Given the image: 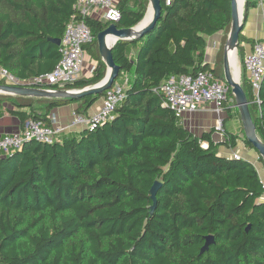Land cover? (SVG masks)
<instances>
[{
  "label": "trees",
  "instance_id": "16d2710c",
  "mask_svg": "<svg viewBox=\"0 0 264 264\" xmlns=\"http://www.w3.org/2000/svg\"><path fill=\"white\" fill-rule=\"evenodd\" d=\"M259 2L264 0H244V23ZM75 3L0 0V68L19 78L51 71L60 58L51 39L61 38L76 15ZM147 5L148 0H118L115 24L133 27ZM160 5L152 28L112 47L118 77L126 75L127 82L110 120L52 143L26 141L0 156V264H264L263 182L256 167L220 153L214 128L196 135L184 126L157 91L170 74L209 69L223 79L231 0H160ZM84 20L93 35L84 49L95 67L65 88H83L105 75L96 35L110 22ZM221 31L210 63L206 39ZM243 41L254 40L239 35L240 84L264 142V76L258 106L245 80ZM103 93L75 100L0 94V103L11 104L8 110L21 127L36 118L49 124L50 109L68 103L87 114ZM227 98L234 102L230 87ZM223 136L229 147L241 138L253 149L243 131L238 137L224 130ZM258 161L264 164L260 156ZM156 180L160 186L150 213L149 189ZM209 234L213 243L200 252Z\"/></svg>",
  "mask_w": 264,
  "mask_h": 264
},
{
  "label": "built area",
  "instance_id": "2783aa9c",
  "mask_svg": "<svg viewBox=\"0 0 264 264\" xmlns=\"http://www.w3.org/2000/svg\"><path fill=\"white\" fill-rule=\"evenodd\" d=\"M118 0H76L74 15L66 24L60 38V58L54 68L43 74L33 75L27 78L14 76L5 68H0V78L6 84L28 85L46 89H67V83L78 78L86 65L84 60V45L91 42L93 35L89 26L85 23V17L91 16L96 19L115 23L120 19V11L117 8ZM169 3V0H166ZM245 80L251 92V102L258 106L260 103L258 91L264 76V40L254 39L250 49L244 52L242 58ZM95 63L87 66V72L91 74ZM123 82L114 81L111 87L104 90L101 95L100 106L89 114L74 113L71 122L65 125L45 123L41 119H28L15 132L0 137V156L6 155L19 149L24 142L35 140L52 143L58 136L71 129L80 127L93 130L98 125L113 117L114 109L124 97L127 76ZM54 85L58 87H53ZM229 86L224 79L218 78L207 70L197 72L170 74L160 84L157 91L163 95V104L169 106L179 119L186 112L198 110L204 103H214L215 111L221 115L224 106L228 102L227 93ZM227 107H236L235 103ZM214 130L224 132L222 117L219 116L214 125ZM228 156L240 158L238 151H230ZM262 198L264 199V183Z\"/></svg>",
  "mask_w": 264,
  "mask_h": 264
},
{
  "label": "water",
  "instance_id": "95a60500",
  "mask_svg": "<svg viewBox=\"0 0 264 264\" xmlns=\"http://www.w3.org/2000/svg\"><path fill=\"white\" fill-rule=\"evenodd\" d=\"M243 3L244 0H231V22L229 32L223 45V79L231 88L234 102L239 113L242 123L243 132L246 140L252 144L253 149L264 160V142L260 139L256 132V125L249 109V101L246 93L240 84V68L237 79L234 78L232 64L230 61V52L238 50L239 35L244 27L243 22ZM151 9L150 19L141 25L147 12ZM161 12L160 0H148V5L143 18L133 27L119 28L115 23H110L105 29L99 31L96 35L98 50L101 59L106 65L105 75L98 82L85 86L83 88H67V89H46L28 85H12L0 83V94L23 95L47 98H68L75 100L86 94H101L104 90L111 87L115 79L119 75V66L114 62L112 56V47L118 40L132 41L142 36L146 31L152 28ZM52 43L59 45L60 38H52ZM103 124V123H102ZM160 186L159 181H154L149 189L152 205L150 213L156 205V192ZM213 243V235L205 236L204 244L200 248V252L208 249Z\"/></svg>",
  "mask_w": 264,
  "mask_h": 264
},
{
  "label": "crops",
  "instance_id": "0c3cea01",
  "mask_svg": "<svg viewBox=\"0 0 264 264\" xmlns=\"http://www.w3.org/2000/svg\"><path fill=\"white\" fill-rule=\"evenodd\" d=\"M242 34L244 37H250L253 40L256 38L262 39L264 37V3L259 2L256 7L251 8L248 12L247 19L244 23V27L242 29ZM221 33L217 32L208 36L206 39V49H205V59L210 63L214 61L215 51L219 46ZM244 52L250 49L251 43L247 41L242 42ZM133 53V51H131ZM89 75L87 72V66H85L82 72L79 74V77H85ZM123 78V75H122ZM101 103V96L89 107L87 110V114L95 111ZM233 104L234 102L228 101L226 103V107L224 106V111L221 115H219L215 111V106L213 102L204 103L198 110L192 112H186L181 120V123L194 132L196 135L201 134L203 131H209L214 128L215 123L219 116L222 117L223 121V130H227L233 134L238 135L240 137L242 135L243 127L240 121V117L237 116V108L232 107L228 108L227 105ZM77 103H68L59 106H55L50 109L48 118L50 123H55L57 125H65L71 122L73 115L75 112V108ZM11 107V104L7 101H3L0 103V137L17 131L20 128L19 120L17 116L9 112L8 108ZM237 110V111H236ZM81 128L78 127L76 129H71L66 132L61 133L58 136V139L61 138L64 134H71L80 131ZM224 132L214 130L212 133V139L217 142H221L220 148H225L226 155L232 151H238L241 157L248 159L251 161L256 167L259 176L264 183V165L262 162L258 161L257 152L248 148L241 138H239L234 147H229L222 140ZM223 142V143H222ZM229 151V152H228Z\"/></svg>",
  "mask_w": 264,
  "mask_h": 264
},
{
  "label": "rangeland",
  "instance_id": "374dc122",
  "mask_svg": "<svg viewBox=\"0 0 264 264\" xmlns=\"http://www.w3.org/2000/svg\"><path fill=\"white\" fill-rule=\"evenodd\" d=\"M221 36H220V41L221 39L223 38V32L221 31ZM220 41H219V44H220ZM219 47V46H218ZM216 52V51H215ZM236 55H237V60H238V66L240 68V78H239V81H241V74H242V69H241V63H240V57H239V53H238V50L236 51ZM84 60L86 62V65L88 66L90 63L93 62V59L91 57V54L89 53V51L85 50L84 51ZM0 80H2V82L5 83V80L3 78H0ZM117 82L121 81L122 80V75H120L119 77L116 78ZM230 96V95H229ZM220 146V145H219ZM218 151L222 154H227L226 153V149L225 148H220L218 149ZM229 152V151H228ZM264 165V164H263Z\"/></svg>",
  "mask_w": 264,
  "mask_h": 264
},
{
  "label": "bare ground",
  "instance_id": "6f19581e",
  "mask_svg": "<svg viewBox=\"0 0 264 264\" xmlns=\"http://www.w3.org/2000/svg\"><path fill=\"white\" fill-rule=\"evenodd\" d=\"M151 13H152V11H151V9H149V11L147 12L146 17L139 24V26L137 28H139L141 25H143L145 22H147L150 19ZM230 61H231V64H232L234 78L237 79L238 74H239V66H238V60H237L236 52H234V51L230 52Z\"/></svg>",
  "mask_w": 264,
  "mask_h": 264
}]
</instances>
